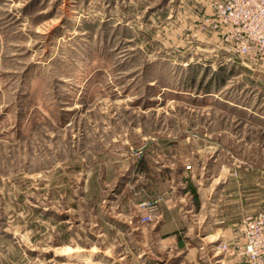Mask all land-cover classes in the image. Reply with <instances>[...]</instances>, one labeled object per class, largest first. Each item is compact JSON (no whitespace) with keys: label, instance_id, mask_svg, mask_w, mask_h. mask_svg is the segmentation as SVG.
Here are the masks:
<instances>
[{"label":"rangeland","instance_id":"rangeland-1","mask_svg":"<svg viewBox=\"0 0 264 264\" xmlns=\"http://www.w3.org/2000/svg\"><path fill=\"white\" fill-rule=\"evenodd\" d=\"M215 2L0 0V264H140L170 192L264 212V56Z\"/></svg>","mask_w":264,"mask_h":264},{"label":"crops","instance_id":"crops-1","mask_svg":"<svg viewBox=\"0 0 264 264\" xmlns=\"http://www.w3.org/2000/svg\"><path fill=\"white\" fill-rule=\"evenodd\" d=\"M222 193L223 187L216 198H202L197 206L187 198V193L178 198L172 192L163 196L156 224L147 228L150 232L145 231L146 235L154 236L155 242L140 245V264H248L242 253H225L219 246L240 241L243 219L256 214H246L241 205L235 218L224 216ZM72 257H51L44 264H84Z\"/></svg>","mask_w":264,"mask_h":264},{"label":"built area","instance_id":"built-area-1","mask_svg":"<svg viewBox=\"0 0 264 264\" xmlns=\"http://www.w3.org/2000/svg\"><path fill=\"white\" fill-rule=\"evenodd\" d=\"M215 2L219 9L220 24L227 26L228 41L234 42L238 53L264 56V0H227ZM223 23V24H222ZM157 202L139 205L138 218L148 224L158 218ZM241 240L221 245L226 253L240 252L248 258V264H264V212L243 219L240 225Z\"/></svg>","mask_w":264,"mask_h":264},{"label":"bare ground","instance_id":"bare-ground-1","mask_svg":"<svg viewBox=\"0 0 264 264\" xmlns=\"http://www.w3.org/2000/svg\"><path fill=\"white\" fill-rule=\"evenodd\" d=\"M73 259H80L84 261V264H96L100 257L96 258L94 256H73ZM101 260V259H100Z\"/></svg>","mask_w":264,"mask_h":264}]
</instances>
